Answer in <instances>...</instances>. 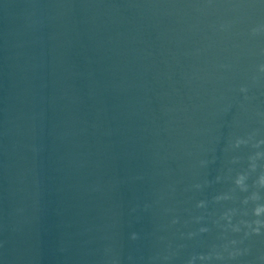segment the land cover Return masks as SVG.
<instances>
[{
    "label": "water",
    "instance_id": "95a60500",
    "mask_svg": "<svg viewBox=\"0 0 264 264\" xmlns=\"http://www.w3.org/2000/svg\"><path fill=\"white\" fill-rule=\"evenodd\" d=\"M0 264H264V0H0Z\"/></svg>",
    "mask_w": 264,
    "mask_h": 264
}]
</instances>
